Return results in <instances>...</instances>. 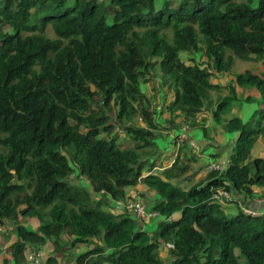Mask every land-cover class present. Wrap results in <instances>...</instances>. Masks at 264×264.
Here are the masks:
<instances>
[{"label":"trees","instance_id":"1","mask_svg":"<svg viewBox=\"0 0 264 264\" xmlns=\"http://www.w3.org/2000/svg\"><path fill=\"white\" fill-rule=\"evenodd\" d=\"M233 56L264 62V0H0V226L15 227L13 264L25 260L29 244L54 237L59 245L65 231L73 246L95 243L76 264H264V211L243 209L264 197V156L253 157L264 139V71L237 74L215 104L211 91L222 86L211 78L229 72ZM157 71L172 94L161 108L154 88L152 104L142 87ZM238 86L262 95L246 121L230 116ZM112 105L131 149L118 142L120 133L108 135ZM210 118L214 128L238 134L224 172L179 186L172 179L189 174L198 159L184 142L171 167L162 166L164 176H143L149 159L141 151L155 148L163 131L179 129L180 119L208 133ZM186 148L196 154L180 166ZM140 181L158 194L149 209L160 216L150 227L125 208L103 209L127 204L126 188ZM220 189L234 199L213 201ZM233 201L238 211L228 218ZM23 217L39 219V229Z\"/></svg>","mask_w":264,"mask_h":264},{"label":"rangeland","instance_id":"2","mask_svg":"<svg viewBox=\"0 0 264 264\" xmlns=\"http://www.w3.org/2000/svg\"><path fill=\"white\" fill-rule=\"evenodd\" d=\"M254 6L256 7L257 3H254ZM48 34L52 37L55 36L54 30L51 24L49 25V28H48ZM194 56L197 58V61L201 60V55L198 54ZM182 57L187 63L192 62L190 60V58L192 59L191 54L184 53L182 54ZM233 57H234L235 62H234L232 69L229 72L223 73V74H217L216 76H213L211 78V80L214 83H218L222 86L220 89L211 91L213 102H215V100L217 99H220L230 94L228 84L231 82V80L236 78L237 74L244 72L246 70H253L259 73H262L264 71V62L258 63V62L243 61L237 58L236 56H233ZM203 61L205 60L203 59ZM150 86H152L154 90L158 93L157 99L154 98L151 92V89L149 90ZM142 87L144 91L148 94V97L152 104L154 100L156 99L155 100L156 105L157 106L159 105L160 107V104L162 103V101L167 99V95L165 94V88L162 85L160 71H157L156 78H154L150 83L144 84ZM237 95H238L239 100L233 103V108H232V111L230 112V116L237 115V116H243L245 118H248L253 113L255 108L257 107V104H259V99L261 100L262 98L261 92L255 88L238 86ZM249 95L252 96V101H249L248 99ZM117 111H118V107L115 105H112V109L109 111V116H110V121L113 120L115 122V127H114V130L108 134L109 136H115L117 132L116 131L117 126H120L121 128H123L122 124H126V122H118V121L116 122L115 121V119L117 118L116 116ZM139 118L135 117L132 121L136 124L141 125L142 123ZM180 122L181 123H179V125L181 127L182 125L186 124L183 121H180ZM141 126H144V125H141ZM161 135L163 137L159 139L160 142L156 140L157 147L155 146L154 148V146L153 147L149 146V147H146L144 151H141L145 157H148V156L150 157V160L146 163V165L143 168V176H147L150 173L164 176L162 172L165 167H162V166L168 165L170 163V158H172V152L170 151L171 150L170 149L171 140L168 139L169 134L167 133V131L163 132ZM216 135H219V133H216ZM101 136H107V133H103L101 134ZM160 136H158L157 138H159ZM118 142L123 143L124 147H127L129 149H131V147H134L135 145L132 136L129 135L126 132V130L124 134H119ZM193 149L191 148L184 149L180 166H183L185 163L186 164L189 163L187 159L185 158L191 155V152H193ZM163 151H165V153H163ZM2 152H5V148L2 145H0V153ZM258 155L264 156V139L262 136L259 137L258 144L253 151V157H257ZM175 159H176V155L172 159V162H174ZM201 160L202 159L200 158V155H198L197 161L201 162ZM151 162H153L154 165L157 166L158 168H155V166L153 167ZM192 163L190 164L192 168L191 172L189 173L190 175L189 174L181 175L180 173V176H176L172 179L174 182H177L179 186L185 189H189L193 183L201 182L204 179L203 178L204 175L200 176V172H196L197 167L196 169L193 168ZM180 166H178L173 171L174 174L176 173V171H178ZM192 173H194L193 176H192ZM208 173H209V170L207 169V175ZM186 175H189V176L186 177ZM72 180H75V179L72 178ZM80 180H84L86 182V183L84 182V184L87 185L88 180L85 177L81 178ZM126 191L132 194L130 195L131 197L129 200H131L133 197H135L138 194H143L149 197L150 199L149 204L153 205L155 203V200L158 198L157 191L153 189L152 187H150L146 182H143V181H140L136 186L127 187ZM120 204L121 203L117 202L116 206L108 205V206H105L103 209L107 211H112L114 213H119L120 210H122L121 208L118 207ZM229 205L237 206V204L234 201L232 202V204H229ZM237 211L238 210H235L230 213L227 211V215H228L227 217L230 218V217L235 216ZM20 221L23 224L27 225V227L32 230H38L41 224V221L39 219H30V218H25V217L21 218ZM14 228H15L14 225H11L9 223H6L5 226H0V249H2V251H0V264H3V261L5 260V258L6 259L8 258V262H9L10 259L13 257V255L11 254L10 247L7 248L6 246L8 243H10L11 239L14 240V238L17 237L14 231ZM95 240H96L95 242L102 244V241L100 239H95ZM55 241H56V238L53 237V238L48 239L45 244H42L40 246H36V245L34 246L33 244H29L26 253H28L29 251L35 248L42 252L47 262L50 256L55 257L56 261H53L52 264H76V258L79 255L90 250L91 248L95 246V243L93 244L79 243L73 246L71 243L73 241V236L68 231L63 232V234L60 236L59 245H57ZM161 253H162V249H161ZM162 254L163 255L166 254L165 249L163 250Z\"/></svg>","mask_w":264,"mask_h":264},{"label":"crops","instance_id":"3","mask_svg":"<svg viewBox=\"0 0 264 264\" xmlns=\"http://www.w3.org/2000/svg\"><path fill=\"white\" fill-rule=\"evenodd\" d=\"M171 99H172V94H169L167 99L162 101L159 108L167 106V104L171 101ZM215 104H216V101H215ZM207 115L209 116V111H205V112L199 114L198 120L200 121L203 118V116H207ZM169 116H170L169 113H166L164 115V117H169ZM241 117H243V116H241ZM250 117H251V115L248 118H245V117H243V118L246 121ZM177 123L178 124L181 123L180 119L177 120ZM206 124H207L206 126H207L208 133H204V131L200 128H196V129L191 128V130H190L191 136L195 140H197V142L200 146L199 150H196V151L198 152V155H200V158L202 159L201 162L197 161L198 159L196 160V162L194 161L192 163V165H193L192 167L195 169L197 167L196 172H200V176L204 175V177H203L204 179L201 182H195L192 184V186L194 184H199V183L205 182V180H207V176H206L207 175V169L206 168H207V165L210 161L216 160L218 158H229V155L231 154V151H232V147L234 146L236 139L238 137L237 133H225L221 128H216V126H215L216 129H215L214 128V122L211 120V118L208 121H206ZM166 127H168V125H166ZM180 127H179V129L178 128L171 129L170 127H168L169 129L165 130L169 134L168 139L171 140V144H170L171 150L170 151L172 153L175 152L174 154H172V158H170V163L166 167H171V165L173 163L172 159L174 158L175 155H177V152L181 147V145H178V143H177V136L179 135L180 129H181ZM165 131H163V132H165ZM216 133H219V135H216ZM161 137H163V136L161 135L156 140L158 142H160L159 139ZM218 137H219V139H218ZM183 151L181 153V158H182ZM163 153H165V151H163ZM193 153H195V152L193 151ZM187 158L188 157H186L185 159H187ZM145 159L150 160V157H146ZM194 165H196V166H194ZM155 168H158V167L155 166ZM193 175H194V173H192V176ZM82 181H84V180H82ZM87 185H89V183H87ZM128 193L130 194V192H128ZM130 195H132V194H130ZM118 203H121V206L123 205V202H121V201H118ZM250 207L252 209L259 211L260 213L262 211H264V197H260V196L255 197L254 201L251 202ZM235 210H238L236 208V205L227 206V211L229 213L232 211H235ZM155 220L156 219H151L150 221H146V222L142 221L143 226L144 227H150V225ZM11 244H12V240H10V243H8L6 247L9 248L11 246ZM0 251H2V249H0ZM50 257H53V256H50ZM49 258H48V262H47V260H45L46 264H50Z\"/></svg>","mask_w":264,"mask_h":264},{"label":"built area","instance_id":"4","mask_svg":"<svg viewBox=\"0 0 264 264\" xmlns=\"http://www.w3.org/2000/svg\"><path fill=\"white\" fill-rule=\"evenodd\" d=\"M191 127L188 123L182 125L180 129V133L177 136V143L178 145H182L184 142L189 143V145L194 148L195 150H199L200 146L191 134H190ZM116 131L120 134H124V128L117 126ZM230 160L228 158H219L216 160H212L207 165V169L209 171H217V172H224L229 167ZM211 199L216 202L220 203H228L234 199V195L232 192L226 189L214 190L212 192ZM149 197L143 194H138L133 197L127 204L123 203L118 206L119 208L127 209L129 211L134 212L136 217L141 221H150L151 219H157L160 214L157 211H153L149 209ZM244 211L248 214L252 215H260L261 213L255 209L244 207ZM171 220V218H169ZM12 257L7 264H13ZM21 264H46L45 257L41 251L37 249H32L28 253L25 254V260Z\"/></svg>","mask_w":264,"mask_h":264}]
</instances>
